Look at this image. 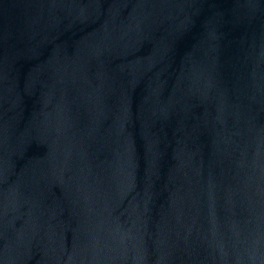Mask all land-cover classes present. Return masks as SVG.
<instances>
[{"label":"water","instance_id":"95a60500","mask_svg":"<svg viewBox=\"0 0 264 264\" xmlns=\"http://www.w3.org/2000/svg\"><path fill=\"white\" fill-rule=\"evenodd\" d=\"M0 264H264V0H0Z\"/></svg>","mask_w":264,"mask_h":264}]
</instances>
